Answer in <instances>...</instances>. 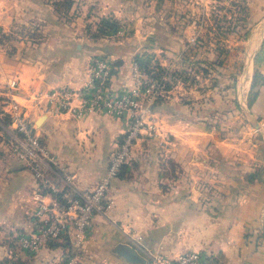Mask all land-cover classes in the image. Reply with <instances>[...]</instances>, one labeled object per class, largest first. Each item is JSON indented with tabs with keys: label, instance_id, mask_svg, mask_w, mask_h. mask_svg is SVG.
<instances>
[{
	"label": "crops",
	"instance_id": "crops-1",
	"mask_svg": "<svg viewBox=\"0 0 264 264\" xmlns=\"http://www.w3.org/2000/svg\"><path fill=\"white\" fill-rule=\"evenodd\" d=\"M54 1L0 0V88L20 80L14 98L29 108L39 135L78 189L95 187L104 177L127 117L78 118L38 108L33 100L40 93L82 88L93 56L110 58L116 93L134 86L136 60L168 72L190 70L180 64L184 56L219 58L214 68L240 74L238 90L246 98L236 104L243 116L264 121V0H74L64 16ZM105 20L117 22L121 33L100 35ZM193 90L179 82L166 91L154 110L158 133L142 135L135 144L130 164L110 189L111 208L95 216L80 253L68 241L36 255L15 242L8 264H68L70 257L77 258L75 264H131L117 253L120 246L144 259L199 250L213 253V264H264V249L252 236L260 226L264 191L258 181L242 191L243 178L226 172L242 156V137L223 138L218 125H208L236 122L238 114L228 113L232 105L222 98L203 104L210 113L202 112L204 95ZM255 92L259 96L251 103ZM193 93V100H183ZM172 162L178 170L168 174ZM58 172L54 167L45 177L66 186ZM40 184L18 159L0 171V240L5 231L17 236L32 230L38 195L45 191Z\"/></svg>",
	"mask_w": 264,
	"mask_h": 264
},
{
	"label": "built area",
	"instance_id": "built-area-1",
	"mask_svg": "<svg viewBox=\"0 0 264 264\" xmlns=\"http://www.w3.org/2000/svg\"><path fill=\"white\" fill-rule=\"evenodd\" d=\"M116 33H121L120 29ZM131 70L134 86L116 93L111 85L116 68L109 57L96 55L90 60L88 80L82 88L40 93L33 100L38 108L59 114L72 112L78 118L86 113L127 117V128L111 156L106 174L95 187L85 189L75 186L74 177L56 161L39 135L28 113L29 108L14 98L20 80L9 82L12 150L41 180V190L45 189L38 195L31 219L32 230L15 237L23 252L36 255L53 243L68 241L80 253L94 228L95 216L105 214L111 208L110 189L124 167L130 164L135 144L142 135L158 133L154 107L165 95L164 86L154 74H147L140 61H134ZM54 167L64 176L66 186L52 183L45 177V173ZM69 260L68 264H75L77 258L70 257ZM214 260L211 252L189 250L174 257L149 255L145 264H213Z\"/></svg>",
	"mask_w": 264,
	"mask_h": 264
},
{
	"label": "rangeland",
	"instance_id": "rangeland-1",
	"mask_svg": "<svg viewBox=\"0 0 264 264\" xmlns=\"http://www.w3.org/2000/svg\"><path fill=\"white\" fill-rule=\"evenodd\" d=\"M215 14L218 13H212L211 18L215 19L217 17ZM219 61V58L213 60L209 58L206 59L204 56H200L199 58H197V56H194V58L184 56V58H181L180 64H182V66H190V70H173L162 73V81L165 88L181 82L185 87L188 86L189 88H193V91L196 93L201 92V94L204 96H202V98L199 100L200 105L208 102L215 103L218 98H222L224 101H229L232 107L229 106L227 108V112H234L236 116L238 114L236 122H211L208 120V125L219 126V130L222 132L221 135L223 138L231 137V139H240L242 137L241 140H243V152L240 151L242 156L237 155L238 158L233 161L238 163H236L234 167H232L231 164H228L230 169H226V172H228V174L231 172L236 173V176L243 178V181L239 187L240 190H248L250 187L249 182L252 180L251 183L258 181L261 191H264V121L257 120V122H252L246 116H243L244 111L242 107L237 106L236 104L238 99L242 103L246 98L241 90H238L240 74L238 73L230 75L224 74L222 71H218L217 68H214V65L218 66ZM236 63L239 64L240 61H237ZM236 69L239 70V68ZM0 92L2 93L0 94V171L3 170L5 173L7 164H12L18 158L15 156L11 147V118L9 112L12 99L9 83L6 86L0 88ZM195 95L197 94L193 93L184 95L183 100H193ZM203 106L204 109H202V112L208 111V113H210V110L206 109L205 105ZM220 126H222V129ZM238 141L239 140L236 142ZM18 161L20 160L18 159ZM175 165L176 164L174 162L168 164V174H173L178 170ZM246 166L249 168H246ZM240 167L242 168L241 170L239 169ZM259 221L260 226L257 228L256 232L252 234V236L255 237L256 242L261 246V248L264 249V207L262 209V214ZM5 232L6 233L4 234L3 238L0 240V264H8L9 261H13L7 260L8 256L6 254L10 255L12 252L13 255H15L14 248L16 235H10L8 231ZM1 247H5L4 250H1Z\"/></svg>",
	"mask_w": 264,
	"mask_h": 264
},
{
	"label": "trees",
	"instance_id": "trees-1",
	"mask_svg": "<svg viewBox=\"0 0 264 264\" xmlns=\"http://www.w3.org/2000/svg\"><path fill=\"white\" fill-rule=\"evenodd\" d=\"M54 6L56 7V10L58 11V13L62 16L64 15H68L70 10L72 9V7L74 6V0H55L54 1ZM120 29V25L115 22V21H110V20H105L103 21L101 24H100V30H99V34L100 35H110V34H114L116 33L117 31H119ZM141 65L144 67V69L146 70L147 74L148 75H151V74H154V77L158 80V81H161L163 86H164V83L162 81V76L163 74L162 73H166V69L161 67V66H155L153 69L151 68V64L148 62V63H143L141 62ZM172 86H168V88L166 89L165 86H164V90L167 91L171 88ZM259 96V92H255L254 94H252V102L253 103L255 101L256 98H258ZM163 99V97H160L154 107V110L156 109V106L159 104V102H161ZM128 166V165H127ZM126 167H124V169L122 170L121 174L119 177H121L125 170H126ZM252 181V180H251ZM55 246V244H51L50 247H53Z\"/></svg>",
	"mask_w": 264,
	"mask_h": 264
},
{
	"label": "water",
	"instance_id": "water-1",
	"mask_svg": "<svg viewBox=\"0 0 264 264\" xmlns=\"http://www.w3.org/2000/svg\"><path fill=\"white\" fill-rule=\"evenodd\" d=\"M117 253L131 264H145L146 260L134 249L127 246H120Z\"/></svg>",
	"mask_w": 264,
	"mask_h": 264
}]
</instances>
